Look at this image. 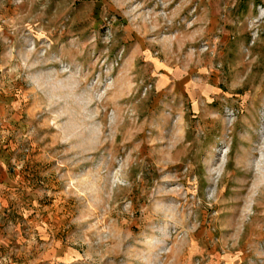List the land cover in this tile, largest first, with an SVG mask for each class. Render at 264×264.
Listing matches in <instances>:
<instances>
[{"label":"rangeland","instance_id":"obj_1","mask_svg":"<svg viewBox=\"0 0 264 264\" xmlns=\"http://www.w3.org/2000/svg\"><path fill=\"white\" fill-rule=\"evenodd\" d=\"M0 111V264H264V0H0Z\"/></svg>","mask_w":264,"mask_h":264},{"label":"crops","instance_id":"obj_2","mask_svg":"<svg viewBox=\"0 0 264 264\" xmlns=\"http://www.w3.org/2000/svg\"><path fill=\"white\" fill-rule=\"evenodd\" d=\"M3 114V111H0V116ZM2 153V152H1ZM8 172L5 167V163L0 154V200L4 197H8ZM6 199L4 198V201ZM3 201H0V203Z\"/></svg>","mask_w":264,"mask_h":264}]
</instances>
